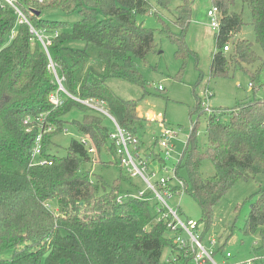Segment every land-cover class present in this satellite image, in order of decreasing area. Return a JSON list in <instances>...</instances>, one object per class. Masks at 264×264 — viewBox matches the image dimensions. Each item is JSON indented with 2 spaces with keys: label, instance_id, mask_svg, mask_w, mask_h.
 Here are the masks:
<instances>
[{
  "label": "trees",
  "instance_id": "16d2710c",
  "mask_svg": "<svg viewBox=\"0 0 264 264\" xmlns=\"http://www.w3.org/2000/svg\"><path fill=\"white\" fill-rule=\"evenodd\" d=\"M169 1L159 0V4ZM181 1L175 18L181 34L160 18L161 30L138 21L139 14L150 10L148 0H17L28 22L20 21L13 6L0 5V253L14 250L12 258L0 259V264H193L192 253L179 250L166 224L156 221V207H150L152 198L130 196L118 201L125 195L119 183L122 176L113 185L101 179L104 192L94 200L74 203L61 212L49 207L51 201L67 194L90 190V173L84 165L101 158L102 151L112 152L121 173H129L120 166L109 141L111 129L105 117L81 100L104 101L116 121L137 134L141 121L138 101L116 94L111 82L122 79L145 87L136 60H147L154 51L157 30L177 42V55L184 60L195 52L185 40L191 2ZM234 2L214 0L221 19L210 76L227 75L233 65L246 70L258 59L248 39L233 40L231 54L224 51L244 25L243 15L231 10ZM242 2L250 10L255 39L264 51V0ZM48 10L79 18L50 19L43 16ZM76 42L81 44L73 45ZM51 60L66 89L60 91L63 103L58 106L50 101L59 89L49 66ZM250 75L252 88L257 89L259 75ZM201 105L197 97L191 116L206 111ZM73 107L84 112L83 119L73 124L88 136L95 151L73 139L66 156H55L50 152L52 138L65 130V115ZM41 113L55 126L45 132L43 149V156L53 163L36 165L33 151L42 128L35 118ZM28 116L32 121H25ZM206 134L208 146L201 150L197 128H193L189 154L176 166V172L179 176L180 170L186 171L185 192L200 204L210 223L216 204L230 188L264 173V97L214 108L207 118ZM205 159L215 165L212 177L201 171ZM242 230L245 235L259 231L262 240L256 251L264 249V191Z\"/></svg>",
  "mask_w": 264,
  "mask_h": 264
},
{
  "label": "rangeland",
  "instance_id": "374dc122",
  "mask_svg": "<svg viewBox=\"0 0 264 264\" xmlns=\"http://www.w3.org/2000/svg\"><path fill=\"white\" fill-rule=\"evenodd\" d=\"M189 1L192 6V15L185 40L195 52L184 60L183 56L177 55V42L159 32L162 29L160 18L171 27L174 33L181 34L182 29L175 22V18L178 14V5L182 1L170 0L168 4L160 5L159 0H148L149 12L139 14L137 19L146 27L160 30H157L155 35V49L148 55L147 60H136L137 67L146 81L145 87L122 79H113L111 82L112 90L116 94L138 101L142 117L137 134L142 140V155L147 159L149 170L156 171V174L151 177L153 181L161 176L174 177L176 166L189 154L187 145L194 127L197 128L199 148L201 150L207 148L206 130L209 111H203L199 116L190 114L191 109L197 105V97L201 98L203 110L207 105L210 109L226 108L233 107L240 101L253 99L255 96L264 97V51L255 39L249 8L243 4L242 0H235L231 7L232 11L243 15L244 25L229 41L230 50L227 55L233 50V40L248 39L253 42L258 59L253 64L247 65L246 70L233 65L227 75L210 76L211 60L216 49L215 33L218 31V28L211 26V17L208 15V11L214 6V0ZM43 16L62 20L79 18L77 14L66 15L58 10L44 11ZM78 44L81 43H73L75 46ZM248 71L259 75L255 81L257 89L250 86L252 79ZM160 86H162L161 89ZM207 89L211 93L209 97H206ZM92 110L102 114L106 125L111 130L114 129L115 122L108 114L96 108ZM83 115L84 112L77 107L67 112L65 130L52 138L50 152L53 155L64 157L68 154L73 139H88V136L73 124L74 120H82ZM166 126L178 133L171 138L173 146L168 154L160 146L154 145L155 139L160 136L161 130ZM151 152H155L153 156L158 155L159 158H150ZM161 158L165 159L167 170L164 169ZM114 159L112 152L102 151L101 158L96 157L94 163L84 165V169L90 173V194L99 196L104 192L101 179L107 185H113L121 176L119 183L123 193L137 195L139 190L147 189V183L142 177L129 173L122 174L120 167L113 163ZM201 171L207 178L216 174L215 165L210 159L202 162ZM179 177L188 182L185 170L179 171ZM262 191H264V173L258 174L255 178L237 182L216 204L210 223L204 218L200 204L189 192L174 193L169 204L179 210L182 220L187 222L188 219H194L199 222L201 234L204 233L202 243L208 250L214 252V259L218 264H249L251 262L264 264V259L261 258L264 256V249H260L258 253L256 251V248L261 246L260 232L245 235L242 230ZM150 200V207L155 209L159 203L156 199ZM51 203L49 207L53 211L61 212L54 207V203L52 205ZM213 239L216 241L214 245L211 243ZM227 252L231 253L228 258ZM13 253L14 250L6 249L0 253V259H11ZM169 254L170 251L166 250L165 255ZM215 262L208 260L204 264H216Z\"/></svg>",
  "mask_w": 264,
  "mask_h": 264
},
{
  "label": "built area",
  "instance_id": "2783aa9c",
  "mask_svg": "<svg viewBox=\"0 0 264 264\" xmlns=\"http://www.w3.org/2000/svg\"><path fill=\"white\" fill-rule=\"evenodd\" d=\"M0 5H11L15 8V11L18 13L20 17V21L28 22L25 14L17 5V0H0ZM208 15L211 17V26L213 28H220V19H221V10L218 6L214 4L213 8L208 11ZM31 31L36 32L33 28ZM42 38V35H40ZM230 50L229 43L224 46V51L228 52ZM50 68L54 71L57 76V81L59 83V89L56 93H53L50 96V101L58 106L63 103V99L60 97V91H66L63 81L64 78H61L57 74L56 64L51 60ZM250 86L253 87V84L250 83ZM162 86H160V89ZM211 95L210 91L206 90V97ZM83 103L96 108L98 110H102L106 114H108L115 122L114 129L109 132V141L114 145L117 156L120 160V166L127 169V171L133 176H140L147 183V189L139 190L137 195L125 194L120 195L118 197V201H122L127 197H136L138 199L147 200L150 198L156 199L159 203L156 207V221L163 222L166 224L168 231L171 235L174 236V241L177 244L179 250H183L185 252H191L193 256V264H204L208 260L214 259V252L212 250H208L202 243V234L199 227V222L194 219H188V221H184L181 219L179 210L172 207L169 204V200L173 197L174 193L180 194L185 191L186 183L183 179H181L175 168L174 177H165L161 176L158 180L153 181L151 179L152 176L156 174V171H150L147 159L142 155V140L138 136V134L134 133L130 129L121 126L116 119L108 112L104 105V101L95 100V99H86L81 100ZM214 109V108H213ZM213 109H210L208 105L205 110L212 112ZM36 122L41 126L42 130L37 135L35 140V147L33 151V163L36 165H44V164H52L53 161L43 156L44 149V136L46 131L55 130V126L51 123L47 122L46 116L44 113L39 114L35 118ZM26 122L32 121V117L28 116L25 120ZM46 129V130H44ZM177 131L164 127L161 130L160 136L155 139V143L161 147V149L166 150L168 154L172 149L171 138L177 135ZM82 142L88 147L90 152L95 151V147L89 139H81ZM155 152H151L149 157H154ZM164 160V169L166 168V161ZM162 162V158H161ZM174 179V180H173ZM175 182L173 183L172 182ZM178 187L175 189L174 187ZM215 239L211 241L212 245L215 244ZM231 256L230 252L226 253V257ZM218 264L217 262H215ZM249 264H255L251 262Z\"/></svg>",
  "mask_w": 264,
  "mask_h": 264
},
{
  "label": "crops",
  "instance_id": "0c3cea01",
  "mask_svg": "<svg viewBox=\"0 0 264 264\" xmlns=\"http://www.w3.org/2000/svg\"><path fill=\"white\" fill-rule=\"evenodd\" d=\"M139 112H141V111L139 110ZM140 116L142 117L141 114H140ZM95 198H96V195L90 194L89 191L84 189V190H77L71 194H67L64 197L58 198V199L51 201V202L54 203L55 208L63 211V210H66L67 208H69L74 203H79V202L88 201V200H94ZM52 203H51V205H52Z\"/></svg>",
  "mask_w": 264,
  "mask_h": 264
},
{
  "label": "water",
  "instance_id": "95a60500",
  "mask_svg": "<svg viewBox=\"0 0 264 264\" xmlns=\"http://www.w3.org/2000/svg\"><path fill=\"white\" fill-rule=\"evenodd\" d=\"M38 14H39V12H38Z\"/></svg>",
  "mask_w": 264,
  "mask_h": 264
}]
</instances>
